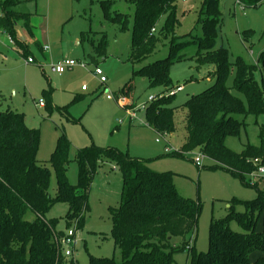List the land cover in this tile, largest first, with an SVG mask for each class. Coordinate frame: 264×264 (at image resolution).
<instances>
[{"label":"rangeland","instance_id":"374dc122","mask_svg":"<svg viewBox=\"0 0 264 264\" xmlns=\"http://www.w3.org/2000/svg\"><path fill=\"white\" fill-rule=\"evenodd\" d=\"M205 1L180 0L175 33L163 41L154 55L140 64L129 60L135 8L127 0H15L13 9L27 15L35 33L38 35L46 31L48 36L46 34L40 40L29 35L23 20L19 21L21 26L15 27L12 34L0 30V94L3 96L0 98V111L10 108L11 111L24 113L26 123L40 130L37 157L48 161L58 137L65 134L71 147L70 159H74L77 150L94 144L117 148L134 159L146 161L147 168L153 172L174 173L177 192L202 206L197 232L192 239V246L198 252L209 249L211 224L228 217L231 203L235 212L244 213L246 207L243 202L256 200L260 192L264 193V179L257 178L251 183L247 174L246 184L238 176L216 167L210 159H205L204 167L199 169L195 163L198 151L183 157L173 156L174 152L180 151L186 139V110L183 105L190 97L211 86L208 79L212 80L211 74L215 70L214 63L200 64L197 60V43L204 37L199 20ZM105 7L110 8L112 14L127 15L128 29L121 31L111 24L106 18ZM220 12L222 23L218 29L216 48L228 50L232 63L240 57L247 64L259 65L264 51V1L257 7H243L236 0H220ZM166 19L167 16L161 19L158 28L165 25ZM83 33H87V40L82 42ZM244 34H249V41L244 40ZM11 36L16 40L13 46L8 42ZM103 36L108 41L107 55L97 61L108 79L106 87L93 74L96 66L94 46ZM20 38L26 42L27 56L35 60L34 64H28L27 57L22 55L26 50L18 44ZM172 42L180 44L177 56L181 59L170 67L172 89L150 88L148 80L134 77V71L167 58ZM64 59L82 62L86 64V69L77 67L61 76L53 68ZM235 78L236 72L231 73L227 86L238 95L233 89ZM256 78L260 81L261 74L258 73ZM130 86L132 89L128 91ZM177 86L185 89L176 94L173 103L180 106L175 117L176 130L160 137L147 125L145 106L150 97H155L157 101L162 93L165 94L162 98L171 96L167 93ZM47 94L51 97L52 112L45 108ZM108 95L113 99L108 100ZM123 96L130 102L127 110L135 112L133 119L120 105L125 99ZM239 96L247 106L245 98ZM40 102L44 106H37ZM237 118L243 119L242 116ZM246 122L247 126L241 129L238 136H228L225 140L226 147L235 153H241L248 144H261L259 126H264V115L259 118L250 115ZM167 142L170 153L166 152ZM67 176L72 185H77V162L71 161ZM56 190V172L51 169L52 197ZM121 194L120 169L110 162L99 164L90 184L84 227L77 231L78 244L74 256L77 264H88L91 257L112 258L118 263L122 261V252L112 238L111 212L112 208L121 205ZM68 213L69 205L59 202L45 217L47 220H58L57 231L65 233L68 230ZM27 218L33 221L35 216L30 213ZM262 224L260 221L259 230ZM229 227L235 232H243L234 218L230 220ZM183 242L181 237L172 239L173 246H182ZM257 258L258 255L253 256V260ZM188 261V251L175 254V264H188Z\"/></svg>","mask_w":264,"mask_h":264},{"label":"trees","instance_id":"16d2710c","mask_svg":"<svg viewBox=\"0 0 264 264\" xmlns=\"http://www.w3.org/2000/svg\"><path fill=\"white\" fill-rule=\"evenodd\" d=\"M180 0H127L135 8L129 60L140 64L157 52L163 41L175 32L178 24L176 13ZM243 7H257L264 0H236ZM5 17L0 18V29L13 33L16 21L23 20L28 27V17L10 10L15 0H0ZM107 20L128 29L127 15L110 11L105 7ZM167 16L162 28L158 25ZM222 23L220 0H206L199 24L204 37L197 43V60L200 64L214 63L211 86L193 95L183 105L186 110V139L179 152L183 157L201 152L206 159L246 183V175L257 167L255 159L264 160V126L260 125L261 144H248L241 153L228 149V136H238L247 126L250 115H264V51L259 65L247 64L238 57L230 60L226 49L216 48L218 29ZM155 30V33H152ZM87 34V33H86ZM82 35V42L87 40ZM13 36V35H12ZM11 36V37H12ZM249 34H244L249 41ZM14 38V37H13ZM180 44L172 42L167 58L134 71V77L148 80L150 88L172 89L170 67L181 59L177 56ZM106 36L94 46L97 62L107 55ZM236 72L234 94L227 86L231 73ZM261 74L258 81L256 75ZM132 87L130 86L128 91ZM165 91V92H166ZM243 96L247 106L240 96ZM0 98H3L0 95ZM176 95L163 97L146 105L147 125L156 134L165 135L176 130ZM45 108L52 112L51 97L46 95ZM65 111V109H64ZM237 116H242L240 120ZM40 146V130L26 124L25 114L0 111V264H77L67 258L63 250V231H57L58 220H47L46 214L62 202L69 205L66 222L78 231L84 227L88 211V193L97 166L110 162L122 174L121 205L112 208V238L122 252V261L112 258H90L88 264H175V254L188 251V264H264V193L256 200L245 201L244 213L234 211L222 221L212 222L209 249L198 252L192 246L197 232L200 203L184 198L174 186L175 174L156 173L147 168V162L134 159L117 148L96 145L79 149L70 159V143L65 134L57 141L48 161L37 158ZM71 161L79 165L77 185L69 182L67 173ZM51 169L56 172L57 190L50 195ZM247 184V183H246ZM35 216L29 221L27 216ZM235 219L243 232L230 229ZM262 221V229L258 225ZM189 240L186 238L189 236ZM184 239L182 246H173L172 239ZM258 255L256 260L253 256Z\"/></svg>","mask_w":264,"mask_h":264},{"label":"built area","instance_id":"2783aa9c","mask_svg":"<svg viewBox=\"0 0 264 264\" xmlns=\"http://www.w3.org/2000/svg\"><path fill=\"white\" fill-rule=\"evenodd\" d=\"M155 30H152V33H155ZM9 42L10 44H14L15 40L13 39V37H9ZM252 54V53H251ZM35 60L33 58H29L27 60V63L32 64L34 63ZM77 67H81L86 69V64L82 63V62H78L75 60H70V59H64L62 62L58 63V65L55 66V71L59 74H64L66 71H72ZM94 76L99 78V82L102 86H106L108 83V79L107 77L104 76V73L102 72V70L99 68L98 65L95 66V70L93 72ZM184 87L183 86H177L175 87L174 90H172L170 93H167L169 95H176L180 92L184 91ZM83 90H86V87H83ZM165 95L164 93H162L160 95V97L162 98V96ZM108 100H112L113 97L112 96H107L106 97ZM122 98V97H121ZM156 100L155 97H150L149 98V103H152ZM123 103V99L121 100L120 104ZM44 103L40 102L39 104H37V106H43ZM146 109V106H145ZM127 114L130 116L131 119L135 118V112H132L131 110H126ZM163 135H160V137H162ZM157 142H160L159 140H157ZM167 149L166 152L170 153V144L169 142H167ZM198 158L196 159L195 163L198 166L199 169H202L203 166V161L206 159L205 156L201 153L198 152ZM254 165L257 167V169L250 173V178H251V183L254 182L255 179L259 178V179H264V160L263 159H255L254 160ZM62 244H63V250H64V255L67 258H74L75 253H76V248H77V230L74 228H70L68 229L64 236H63V240H62Z\"/></svg>","mask_w":264,"mask_h":264},{"label":"crops","instance_id":"0c3cea01","mask_svg":"<svg viewBox=\"0 0 264 264\" xmlns=\"http://www.w3.org/2000/svg\"><path fill=\"white\" fill-rule=\"evenodd\" d=\"M1 1H4V0H1ZM15 4H16V2H15ZM15 6V5H14ZM14 6H12V8H10V10L11 11H13V12H16L13 8H14ZM0 12H1V15H0V18H3V17H5V12L2 10V8H1V5H0ZM17 13V12H16ZM19 14H21V13H19ZM19 21H21V20H19ZM17 22L16 21V25L14 26V29H13V33L15 32V27H18V26H21V22ZM29 22V21H28ZM0 30H2V29H0ZM28 30H29V32H28V34L29 35H32V36H34V37H38L40 40H43L44 39V36L47 34V32L46 31H44V32H39V34L37 35L36 33H35V29H32V27L28 24ZM4 31V30H3ZM5 32V31H4ZM47 36H48V34H47ZM49 38V37H48ZM47 40H49V39H47ZM16 41V40H15ZM8 42H9V39H8ZM18 44L21 46V48H25V50H26V53L25 54H22L23 56H24V58H26L27 60L29 59V56H27L29 53V51L27 50V48H26V42H24L23 40H22V38H20V41H18ZM9 45H15V43L14 44H10V42H9ZM26 60V61H27ZM35 63V62H34ZM34 63H32V64H34ZM96 65H98V61L97 62H94ZM29 64V63H28ZM53 71H55V67L53 68ZM56 72V71H55ZM57 73V72H56ZM57 74H59V73H57ZM59 75H63V74H59ZM209 81L211 80V78H209L208 79ZM106 87V86H105ZM0 95H2V94H0ZM123 98H125L124 100H123V103H121L120 105H121V107L126 111L127 110V106H128V104L130 103L129 102V100L127 99V97H125V96H123ZM44 106V105H43ZM39 107H42V106H39ZM25 120H26V118H25ZM27 124V123H26ZM27 126L28 127H30L28 124H27ZM30 128H32V127H30ZM60 137V136H59ZM58 137V138H59ZM57 141H58V139H57ZM57 141H56V144H57ZM55 148H56V145H55ZM53 154V153H52ZM38 156V155H37ZM38 158V157H37ZM39 159V158H38ZM40 160V159H39ZM42 161V160H41Z\"/></svg>","mask_w":264,"mask_h":264}]
</instances>
